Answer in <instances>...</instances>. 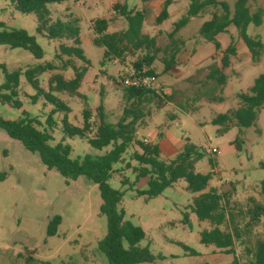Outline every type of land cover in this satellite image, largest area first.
<instances>
[{
  "label": "rangeland",
  "instance_id": "374dc122",
  "mask_svg": "<svg viewBox=\"0 0 264 264\" xmlns=\"http://www.w3.org/2000/svg\"><path fill=\"white\" fill-rule=\"evenodd\" d=\"M219 1H226L232 10L236 2ZM163 2L79 0L48 5L52 21L65 20L69 15L80 20L81 47L90 61L79 90L82 98L67 93L57 95L70 107L68 118L74 125L83 124V110L89 109L91 122L96 127L101 105L105 121L116 124L126 106L121 79L134 69V63L144 56L146 49L129 50L123 61L104 62L105 49L93 43L95 33L92 23L98 18H105L110 20L109 33L126 30V20L118 10L113 9V5L125 4L130 10L145 9L147 18L143 34L155 37L164 50L152 65L157 76L155 90L168 98H164L167 105L162 110L157 111L154 105L146 107L150 114L140 123L136 139L157 145L164 161H173L186 153L187 147H194V155L202 156L195 165V171L201 174H208L212 170L215 172L206 192L214 188L228 194V210L235 215L239 224L246 227L250 222L247 215L249 199L255 198L264 204L261 188L264 181V105L255 124L246 129H240L233 123L227 133L219 134L221 127L213 125L212 121L241 105L238 94L249 92L255 80L264 73V54L259 62H254L247 47L241 44L226 71L227 84L218 86L207 80L206 76L212 64H219L221 51L230 45L231 39L237 40L236 31H228L217 37L221 45L219 52L212 43L198 37L201 26L211 19L210 13L216 11L209 8L204 14L190 20L171 40L169 35L187 13L189 2L185 0L176 4L170 10V17L157 25L155 19L161 12ZM250 7L252 12L259 8L264 10V0L251 2ZM0 24L9 29L26 30L36 38L45 53L42 60H37L29 51L0 45V65H5L9 72L38 64L60 65L56 59L59 45L70 44L69 41H53L40 35L36 16L18 12L9 0H0ZM248 34L260 37L264 43V16L262 25H251ZM176 48L179 51L173 68L165 73L164 59L170 60L175 56ZM75 65L84 66L79 60L75 61ZM55 73L58 71L39 76L42 88L48 90V80ZM64 75L66 79L72 78V69H68ZM4 81L0 69V85ZM19 93L23 107L16 109L0 102V115L6 120L15 121L26 112L42 127H46L52 106L43 98L32 103L36 90L24 76L20 78ZM170 116L177 118L171 120ZM63 117L62 113L55 116L57 126L52 132V145L65 137L62 131ZM236 139L240 141V149H236ZM65 142L71 146V158L74 160L85 156L102 157L112 149L111 146L95 149L87 139L80 137L66 138ZM212 149H216L217 153L211 154L209 151ZM134 152H140L136 145L130 146L122 161L113 165L114 172L108 183L122 193L118 209L124 213V223L139 226L146 233L145 240L139 246L149 247L155 260L141 264H233L232 255H226L214 246L201 244V233L210 230L211 225L208 221H200L189 208L197 194L187 190L184 180H179L148 202L145 197L138 196V191L148 189L150 178H137L134 168L138 164L131 158ZM211 160L216 163L214 169ZM128 164H131L129 169ZM0 177V264H109L100 249V243L108 234V220L100 211L102 199L98 185L86 177L73 181L62 177L55 169L49 170L38 153L28 151L20 141L10 138L2 129ZM124 180L127 184L123 183ZM186 213L189 217L187 223L184 222ZM55 217H60L61 222L56 235L50 237L48 228ZM247 228L253 240L264 239V218ZM184 247L194 251L195 256H191ZM236 253L242 264L248 260L242 248H238Z\"/></svg>",
  "mask_w": 264,
  "mask_h": 264
},
{
  "label": "trees",
  "instance_id": "16d2710c",
  "mask_svg": "<svg viewBox=\"0 0 264 264\" xmlns=\"http://www.w3.org/2000/svg\"><path fill=\"white\" fill-rule=\"evenodd\" d=\"M9 1L18 12L36 16L37 31L40 35L53 41H69L70 44L61 43L59 45L56 59L60 65L38 64L14 72H9L5 65H0L5 78V81L0 85V102L16 109L23 107L19 98V87L20 78L24 76L36 90V95L31 100L32 103L35 104L40 98H43L47 104L52 106L46 120V127H42L38 120L23 112V116L15 121L6 120L0 115V129L4 130L10 138L20 141L28 151L38 153L41 162L49 170L55 169L62 177L73 181L79 177H86L98 185L102 199L100 211L108 220V234L100 243V249L108 258L109 264H141L151 263L155 260L149 247L139 246L146 238L145 231L139 226L124 223V213L118 209L122 193L113 189L108 183L114 172L113 165L122 161L123 155L132 145H136L140 149V152H134L131 157L138 164V167L134 168L137 178H150L148 189L138 191V196L145 197V201L148 202L161 195L179 180H184L187 183V190L197 194L189 208L200 221H208L211 225L210 230L201 233V244L207 247L214 246L222 250L224 254L232 255L233 264H242L236 253L238 248H242L243 253L248 257V260L243 264H264V239L253 240L251 232L247 228L264 218V204L255 198H250V206L247 210L250 222L247 224L248 226H242L237 222L235 215L228 210L230 207L228 194L221 193L214 188L206 192L215 172L212 170L208 174H201L195 171V165L202 156L194 155V147H187L186 153L177 156L173 161H164L161 159V152L157 145L136 139L140 123L150 114V111H146V107L154 105L157 111L162 110L167 105L165 99L168 96L153 89L124 87L123 97L126 106L116 124L105 121L103 105L97 112L99 124L96 127L91 122L92 113L89 109L83 110L84 122L81 126L70 123L68 114L71 109L57 94L67 93L70 96L82 98L79 90L88 66H90V61L86 58L81 47L80 20L69 15L65 17V20L52 21L48 5L79 0ZM172 1L164 0L162 10L155 19L157 25L169 18L168 7ZM186 1L189 2L188 11L175 24L173 32L169 35L171 40L192 18L204 14L209 8H214L216 11L210 13L211 19L201 26L197 34L198 37L212 43L216 51L219 52L221 45L217 37L227 33L230 27L235 28L237 33V40L232 38L230 45L221 51L219 64H212L209 67L207 80L215 82L220 87L227 84L226 71L231 66V59L237 56L238 47L241 44L247 47L254 62L260 61L264 54V43L260 37H252L248 34L251 25L260 27L263 23L264 10L259 8L256 12H252L250 7V3L256 0H236L233 10L226 1ZM113 9L118 10L120 16L126 20V30L109 33L110 20L105 18H98L92 23V30L95 33L93 43L95 46L105 49L104 62L123 61L129 50L146 49L144 56L134 63V69L137 72L147 69V75L156 76L152 65L157 60L158 54L164 50L158 45L155 37L143 34L147 11L145 9L130 10L127 5L118 3L113 5ZM0 29V45L29 51L37 60L44 58L45 53L36 38L29 35L26 30L9 29L4 24H0ZM178 51L179 48H176L175 56L170 60L164 59L165 73L172 70ZM76 60L81 61L84 66L77 67ZM68 69L73 71V77L70 79H66L64 75ZM54 71H58V73L50 76L48 90H45L40 85L39 76ZM238 99L241 105L237 109L220 114L213 119L212 124L221 127L218 130L219 134L227 133L233 123H236L240 129H246L255 124L264 105V73L255 80L249 92L238 94ZM59 113L64 114L62 131L65 137L52 145V132L57 126L55 116ZM170 118L175 120L177 116H170ZM75 137L87 139L88 143L98 150L109 146L112 149L102 157L85 156L74 160L71 158L72 148L65 142V139ZM235 143L237 144L236 149H240L239 139H236ZM210 164L214 169L216 163L211 160ZM127 167L131 168V164H128ZM3 176L4 174L1 177ZM123 183L127 184V181L124 180ZM261 188L264 192V181L261 183ZM188 221L189 217L186 213L184 222ZM60 222V217H55L50 222L48 236L56 235ZM184 248L190 252L191 256H195L194 251Z\"/></svg>",
  "mask_w": 264,
  "mask_h": 264
},
{
  "label": "built area",
  "instance_id": "2783aa9c",
  "mask_svg": "<svg viewBox=\"0 0 264 264\" xmlns=\"http://www.w3.org/2000/svg\"><path fill=\"white\" fill-rule=\"evenodd\" d=\"M147 69H143L142 72H137L135 69H131L121 79L123 87H135L155 90L157 84V76L147 75ZM148 143L147 140H145ZM211 154L217 153L216 149L209 151Z\"/></svg>",
  "mask_w": 264,
  "mask_h": 264
},
{
  "label": "crops",
  "instance_id": "0c3cea01",
  "mask_svg": "<svg viewBox=\"0 0 264 264\" xmlns=\"http://www.w3.org/2000/svg\"><path fill=\"white\" fill-rule=\"evenodd\" d=\"M182 1H185V0H173L172 1V4L168 7V13H169V17H170V14H171V12H170V10H171V8H174L175 7V5L176 4H179V3H181ZM163 7V6H162ZM162 10V9H161ZM160 13V12H159ZM158 16V15H157ZM192 19H194V18H192ZM191 19V20H192ZM165 22V21H164ZM161 25V24H160ZM234 29V30H233ZM228 31H233V32H235L236 30H235V28H233V27H230L229 29H228ZM197 34H198V32H197ZM202 69H205V68H200L199 70H202ZM198 70V71H199ZM197 73V72H196Z\"/></svg>",
  "mask_w": 264,
  "mask_h": 264
}]
</instances>
